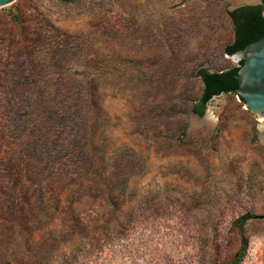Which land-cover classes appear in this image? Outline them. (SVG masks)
<instances>
[{
    "label": "rangeland",
    "instance_id": "obj_1",
    "mask_svg": "<svg viewBox=\"0 0 264 264\" xmlns=\"http://www.w3.org/2000/svg\"><path fill=\"white\" fill-rule=\"evenodd\" d=\"M230 6L0 7V264H264V117L192 110Z\"/></svg>",
    "mask_w": 264,
    "mask_h": 264
},
{
    "label": "trees",
    "instance_id": "obj_2",
    "mask_svg": "<svg viewBox=\"0 0 264 264\" xmlns=\"http://www.w3.org/2000/svg\"><path fill=\"white\" fill-rule=\"evenodd\" d=\"M261 11V8L258 10L238 8L228 12L232 23L233 39L225 47V53L231 54L241 50L247 44L264 36V16ZM237 70V67H231L219 72H210L207 69L199 70L198 76L201 78L203 89L197 102L193 105V112L202 115L207 102L213 95L221 92L235 93ZM244 219L245 217L240 218L239 222H243Z\"/></svg>",
    "mask_w": 264,
    "mask_h": 264
},
{
    "label": "water",
    "instance_id": "obj_3",
    "mask_svg": "<svg viewBox=\"0 0 264 264\" xmlns=\"http://www.w3.org/2000/svg\"><path fill=\"white\" fill-rule=\"evenodd\" d=\"M12 1L0 0V7ZM244 5H248V2L244 1L237 5L231 3L228 11L231 12ZM230 55L237 62L234 67L238 68L235 94L243 101L248 111L258 117H264V36ZM217 95H213L212 97Z\"/></svg>",
    "mask_w": 264,
    "mask_h": 264
},
{
    "label": "flooded vegetation",
    "instance_id": "obj_4",
    "mask_svg": "<svg viewBox=\"0 0 264 264\" xmlns=\"http://www.w3.org/2000/svg\"><path fill=\"white\" fill-rule=\"evenodd\" d=\"M238 8H247V9H254V10H258V9H262L263 10V8H262V6L261 5H244V6H240V7H238ZM238 8H236V9H238ZM235 10V9H234ZM261 14H262V11H261ZM263 15V14H262ZM192 110H193V108H192Z\"/></svg>",
    "mask_w": 264,
    "mask_h": 264
},
{
    "label": "bare ground",
    "instance_id": "obj_5",
    "mask_svg": "<svg viewBox=\"0 0 264 264\" xmlns=\"http://www.w3.org/2000/svg\"><path fill=\"white\" fill-rule=\"evenodd\" d=\"M244 1H247V0H230V2H231L233 5L240 4V3L244 2ZM260 120H262V119L260 118Z\"/></svg>",
    "mask_w": 264,
    "mask_h": 264
}]
</instances>
